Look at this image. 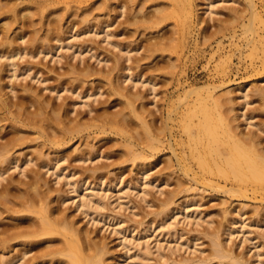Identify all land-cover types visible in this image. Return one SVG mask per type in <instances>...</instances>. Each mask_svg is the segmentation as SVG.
Segmentation results:
<instances>
[{
	"label": "rangeland",
	"instance_id": "374dc122",
	"mask_svg": "<svg viewBox=\"0 0 264 264\" xmlns=\"http://www.w3.org/2000/svg\"><path fill=\"white\" fill-rule=\"evenodd\" d=\"M9 1L11 4L15 0H13L12 2L11 0ZM98 1L99 0L97 1L92 0V2H97V5L103 2V0H100L99 1L100 3ZM104 1L116 2L115 0H110V1L104 0ZM162 1L163 2L166 1L167 3L170 2L168 0H162ZM193 1L195 2L194 7H193V15H194L193 19L194 20L191 19L189 23L191 25L189 24L186 26L184 25L185 27L184 26L181 27L182 25L179 24L180 19L177 20L178 16L177 18H175V16H173L174 18L172 16H171L172 18L169 17L168 18L169 20L166 19L167 22L165 21V23H162L161 26L159 25V27L153 26L150 28L148 26L146 27L145 25H143V27H137L139 24H136L137 26L134 25V23L133 25H130L132 24L131 22L129 23L130 25L129 26L126 24H122L123 21H125L123 23L128 24V22H126V20L128 19L126 17L128 13L127 14L122 13L121 15H119V12H118L119 9H117V11H115L116 9L115 10L110 9V12L108 11L109 9H104L102 11H99V13H97L96 11V13L94 12V15L96 17L93 18V15H92V18L89 17V19L91 18L90 20L91 23H90V21H84L85 18L83 16L85 13H80L81 11L83 12L82 9L81 10L76 9L79 11V13H77L78 11H76L75 14L73 13L74 15L72 14L71 9L68 10V12L71 11L70 12V14L72 15L71 16L68 12H66L67 10L63 6V4H59L60 6L59 5L53 6L51 7V9H46L48 11V12L46 10H45L46 12L44 11L45 14L47 13L46 15L49 14L50 10L52 9L56 10L53 14H51V16L49 15V18L44 17L45 15L43 16L38 15L39 11L41 10L40 8H38V6H35V5H34L35 8H33L34 11L33 9L29 8L28 10L26 9L24 10V12H21L22 16L27 15V14L29 16L28 15L26 17L19 16L18 17L19 21L18 22L13 21L12 24L11 23L9 24L8 22L12 20L14 12L11 13V12L6 11L4 12V15L0 16V19L2 18L0 20V43H2L3 41H6L7 38L9 37H10L9 40L13 39L14 37L15 40H17L16 41L17 44L19 42L18 45L15 42L16 44L15 46H19L21 43L23 46H25L28 40L33 39V37L31 38V36H37L38 33L40 35H38L39 38H36V39L39 40L41 38L39 41L41 43L42 42L45 43V40L46 42H48L47 35L49 34V38H52V36H54L53 34L55 33V36L63 38L64 44L68 42H71L74 44L73 48H68L67 46L62 48V46L58 47L60 43L57 41V39L55 40L53 39L51 43L54 46V50L50 54L44 55L42 53L35 58L30 57V56H25L24 58L16 57L15 58V62L17 63L16 72H18L17 74H19V76H15L14 72L11 73L9 72L10 70L9 71L6 70L7 68L9 69V67L6 66L8 63V61L6 62L7 59H3V58L0 59V69L2 71L0 74V92H2L3 94L11 95L12 94L11 92L13 91L10 88L13 86L12 88H16V91L19 93L18 95L19 96L22 95L21 96L22 101H24L23 99L26 96L27 99L25 98L26 101L24 105L26 104V102L27 104H29V101L31 98L29 96L30 94L28 93L29 94L28 95L27 92L25 93V89L23 90L24 87L26 88L29 87L28 89L31 88L33 92L34 91L41 92L40 97L42 96L41 97L42 99L47 98L53 101L55 97V93L51 92L49 89H45L44 87L46 85L53 84L55 81L54 77H59L61 73L63 74L65 70L66 71L69 70L73 65L75 66L78 65L80 66V68H85L89 66L92 68V66H95V68H97V72L99 71L101 73V75L99 73V76L94 75L92 77H89L87 79L89 81L86 80L85 87H83V90H89L90 92L91 90L92 91L100 90L101 94L103 92L104 94L101 95L98 93L97 100L94 99L95 97H92V98L85 97L84 99H80L83 102L82 101L78 102V104L74 106L76 107L75 108L76 111L74 113H71L70 115L71 117L72 116L76 117V115H78V117L83 116V119L85 121H88L89 120L88 118L90 115L88 116V114L86 113L87 112L86 110L87 108L89 109L90 106H87V105L85 106L84 104V101L87 100L90 103H92L93 106L92 105L91 106L94 107L95 109H98L99 112L103 111L104 109L108 110L109 114L110 113L113 114L114 112H119L114 115L116 117L115 119L118 120V124H117L118 126L117 127L112 126L110 123L109 125L111 126L107 125L109 129L107 132L108 134L107 135L102 134L100 137H96L97 133L93 132L94 131L93 128L92 130L89 129L88 131L85 132L86 135L87 136L89 135L91 139L95 138V140H93V143H96V149H99L100 152H102L101 157H97L93 161L88 160L85 162H79V161H74V160L72 161V157H71L70 158L71 160L70 159L64 160L60 164H61V167H65L64 173L66 174L69 171H72V172L77 171V174L74 177V179L76 180L89 176L88 180L90 182L92 181L91 188L88 190H85V188H81L78 191L79 194H83L84 191L90 192L93 186H94L93 187L94 190L96 191H98L97 190L98 188L100 191V190H103L105 187L106 191L110 194L109 195L108 193H105V195L108 194L106 195L108 198L105 197V200H104L106 201L105 202L106 207L102 209L100 208L101 210L100 209L98 210V212L100 211V213L94 212L88 215V213H85V211L83 212L82 210L81 211L83 213L82 214L80 212V209H77L78 207L76 206L77 203L74 201L73 198H71V196L73 197V195L70 193L69 186L65 184L64 179H62L60 182H57L56 174H52L56 168H53V170H51L50 172H46V168H45L42 171V174L44 171L46 172L43 178L45 180H49L48 182L50 185L49 184L48 185L51 186L52 188L51 195L54 194V196H51L52 197L51 199L55 198V200H57L59 193H60V195L63 197L60 196L58 201L63 200V198L67 200L64 203L60 202L62 204V205L59 204L60 206L56 204L59 202L55 201L56 203H54V200H53V203L59 206V208H62L63 210L68 212L70 215L72 214V216H75V218L73 217L74 219L78 221L81 220L80 221L81 224L80 223L78 224L84 226L85 223L88 222L86 223L87 225H85L86 228H88L89 231L91 230L90 232L93 233V235H95L97 239L99 240L103 239L106 242L109 241V244L116 251L115 260L117 261L118 264H127V263H130L129 261H131V264H143V262H148V261H149L148 263L150 264H173V263L175 264V262L176 264H202L203 261L205 262L203 264H206V262L209 259L208 255L211 256L212 251H213L212 247L214 248L212 242H210L212 241L210 237L212 231H209V230H212V229L213 230L220 229L222 231L221 233L224 236V237L222 236V238L224 239L226 243L228 240L227 246L228 247L231 246L230 248L233 247L235 250V254L241 255L242 253L243 257L247 255L246 256L247 260H249L252 257V260L250 259V261L252 262L254 260V257L252 255L255 252L260 251L263 254L262 259L264 258V235H263V230H264V223H263L264 222V195L263 194L264 193H260V192L253 193V190L249 189L248 190L249 192H247L248 196H242V195L238 196V195H231L230 193L228 194L224 190L221 191L220 188H219L220 189L219 191L217 190L218 188L211 187L208 184H207L208 187L204 186L205 184L202 182L201 183L199 182L200 184L198 182H194L195 185L193 184V186H191L190 185L191 177L188 176V174L186 173L187 170H185L184 167H187L193 163L196 164V161L187 159L189 158L190 150L186 142L188 139L187 133L184 131L183 125H182L184 123V122L182 123L183 115H184L183 111L186 107L185 106L186 104L185 105L183 104L186 102V100L189 99L191 101H194L195 99H198L199 97L198 91L203 92L204 96H208L211 93L209 91V89L211 88L210 90H213L211 94H213V96L215 97L216 95L226 96V94L229 91L231 92L232 90V93L228 94L227 96L230 95V97H232L231 95H233V97L236 98L235 100L232 97L233 99L232 106H233L234 111H231L232 112L231 115L232 116L234 115L233 117L237 118L238 116H241L244 111L247 117L255 116L253 118L254 120L252 119V121H254V124L249 125V126L247 125L246 121H250V119H246V117L242 115L241 116L243 118L242 121L246 119L244 122H242L240 121L241 117L238 118L239 119L238 122L240 121L241 127L245 128V131H246V128L248 131L252 129L250 128L251 126H255V125H257V127H261L264 130V99L261 97V95L257 94V92L255 91L258 87L259 88L264 87V71L262 70L263 69L262 66L264 62L263 60L264 50H262V48L264 47L263 46L260 47L261 45L259 43V46L255 49L256 51L254 52L252 51L253 48H251L252 47L251 45H249L248 47L245 46L247 42L244 40H247V37L243 35L244 34L243 27L240 24L239 25L231 24L229 28L227 29V31L226 29L222 30L221 32H219L220 34L217 37H214V39L212 37L213 35H211L212 32H214V30L217 29L216 28L217 24L221 23L222 20L225 21L227 19L228 15L231 12L232 7L238 8V9H244L246 6L247 0H229V1L228 0H225V1L218 0L216 2V7L214 8V10L216 9L215 11L218 12V14L217 13L214 14V16L216 17V18L214 17L215 20L208 19L209 9L207 7V4L205 3L206 2L205 0H193ZM1 2H3L4 4L5 3L9 4L7 0L6 2L5 0H2ZM15 2L14 4L10 5V7L13 5L15 6V4L18 5V2H19L20 7L18 8L21 9L25 6V4L28 3L26 0L25 1L22 0V2L18 0L17 3ZM20 2L22 4H20ZM166 2L163 4V6L161 5V7L166 8L167 6V10L170 11L169 10L170 7H168L169 4L166 5L167 4ZM257 2L260 6V10L264 14V7H261L262 0H257ZM148 8L143 9V11L140 12L142 13L140 14L141 16H138V17H142V15H144L145 13L149 16L150 13H154L156 9V7L153 8L150 6H148ZM36 9L38 10V12L36 11ZM31 12L32 13L35 12L36 15L34 14V16H31L32 15ZM143 12L145 13L143 14ZM130 14L131 12H129L128 14V16L131 17V20L129 21H133V19H135V16H134L135 14L133 13L131 15ZM62 15L64 17H62ZM6 16L9 19H7ZM96 18L99 19L100 21H97ZM60 19H62L63 22ZM219 19H222V20L220 21ZM201 20H205L206 22L209 20L210 21L209 23L207 22L208 23L207 24ZM50 21H52L51 22L52 24L49 23ZM72 21L73 23H76V25H74L75 26L74 30L75 31L77 30L78 33L84 29L86 30V28L89 29L88 27H90V25H91L90 28H93L92 23L94 24V27H95L94 29L99 30L102 28L101 26L104 27V23L106 27L107 22L110 21L108 22V24L109 23L111 24L113 23V24L110 25L108 29L109 31L111 30V32H113L114 34L112 33V35L108 39V36L106 37L105 31L99 30L100 32L98 33V35H96L94 34L95 32L94 30L92 34H82V35L76 36L66 31L67 25L68 24L70 25ZM56 22L57 24L63 23L65 25L61 26L62 24L61 25L59 24L60 25L59 26V25H56ZM119 22H121L122 25H119L120 24ZM98 23L99 25L101 24L102 25L99 26ZM46 24L50 25L49 27L52 28L51 31L48 30V25ZM56 26L60 27L59 29L61 32L63 31L62 33H60L61 35L59 34V29L56 28ZM63 27L65 28L62 29ZM39 28H41L42 31L40 29V32L36 33L37 32L36 29L39 30ZM45 28H47L46 31H45ZM52 30L54 33L52 32ZM263 30H264V27L261 30L262 33H264ZM21 35H25V38L21 39L20 38ZM40 36H44V38L46 36L47 38L43 39V37H40ZM161 36H163L162 40L165 39L167 41L169 39H172V38L173 39L169 40L168 42L164 40L163 42H166L165 45L159 46L162 50L166 48L165 50L163 51L159 50V52H157L158 50L156 51L155 49L151 50L152 48H154L152 46V43L153 42H154L153 44H155V42L157 43V38L160 40ZM243 36L244 38H242ZM17 37L19 39H17ZM168 37L170 38L168 39ZM39 41L37 43L40 44ZM111 42L112 43L114 42L113 43L114 45ZM219 42L222 43V47H223L222 50H220V52L223 53L224 55L223 59L212 58V54L215 51V48L217 49ZM115 43H119L120 45L123 44V46L129 45L130 48L128 49H131V50L136 48L133 51H131V54H132L131 56H133V60H130L128 62L126 61L125 63L127 65L134 64L133 66L135 67L132 68L131 72H133L135 78L136 77L138 78V76L140 77L141 75L144 74V76L140 77V78H143V80H140V78H138L139 84H137V86L133 89V95L137 96V93H138V95L141 96V98H139L136 101V103H138V106H140V108L144 110L146 113H148V111L150 110L151 111L154 110L153 111L154 116L157 119L156 121L157 128H159L158 131L162 132L164 146H162V150L156 151L157 153L155 157H146V159L145 158L140 159L139 157V158H136V160H134L129 150L130 147L127 145L125 147V143L129 144L128 142L130 141V139H132L134 142L133 148H135L136 150L138 151L141 150L143 152L145 151L144 153H147V154H149V152L151 151L147 143L148 133L146 129L144 128L143 118L140 120L136 119L134 114L131 113V110L126 106V102H127L126 98L123 97L125 98L123 99L122 96L118 94L117 96L115 92L113 94V91H115L116 89L115 87H117V83H114L111 81L112 84L114 83L113 85H111V82L109 81H110V78L112 79L113 77H114L113 79L116 80L115 76H116V73H118L117 69L114 70L115 69L114 64H116L114 63L116 59V55L117 54L119 55L118 48L115 47ZM5 44L3 42V44H0V46L1 47L3 46L4 48ZM6 46L7 47L5 48L8 49L9 48L8 44H6ZM87 46H89V48L93 47V50L89 51V49H87ZM1 47H0V50H3V48ZM239 47H241V49H239ZM78 48L82 49L83 51V54L81 55L83 59L81 61L79 58H73L72 56V54L79 53ZM155 48L159 49L158 46ZM258 48L259 49L261 48V49L259 50ZM76 49H78L77 52L75 51ZM146 49H149L152 52L155 50V52L154 54L152 53L153 55H151V51H148ZM93 51L98 53L102 58L103 57L108 58L109 61L107 63H98L96 59L92 57ZM123 59L124 58H122V61ZM139 59L141 60V62L134 61V60H139ZM133 61L136 62V64ZM27 64H30L33 66V69L30 71V73L33 74L36 72L37 69H40L41 76L43 77L46 76L48 77V79L45 82H43V81H39L38 77L32 78V75H28L29 71H26L25 66ZM137 64L138 65L140 64V65L138 66ZM258 65H259V68H258ZM158 66L161 69H158ZM108 72H111V76L108 74L109 78L107 80L106 74ZM138 72H140L141 75ZM137 73L139 75H137ZM103 74L106 78L103 76ZM63 77H66V75H64ZM149 81L151 83H149ZM115 82H117V80ZM126 82H124L125 85L124 83L122 84L124 86L129 85L128 82L126 85ZM153 83H155L156 91H154V93H151L149 88L152 86ZM149 84L151 85L150 87H149ZM213 85H215L216 89H212L214 87ZM2 90L5 92H3ZM206 90L208 91L206 92ZM189 92L190 94L186 96V94ZM18 95L14 97H17ZM74 98H75V95L69 92H64L62 97L60 99H56L55 101H57V103H61V101L65 99L71 106V104L74 103ZM16 99L18 100V98H14L15 101H17ZM125 107H127L129 110L124 111V109H127ZM34 108H36L35 105L31 107V110H33ZM176 108L177 110L174 111ZM120 110L122 112H125V115H124L125 117L123 115H122L123 118H121L122 116L118 117V115L121 112ZM105 112L107 111H104L101 113H105ZM6 113L7 112L4 111L3 109L0 111V116H1L0 117V128L1 126L4 127V128H1L0 130V136L1 137L3 136L2 137L3 139H1L3 141L6 138H8V136L12 137V135L13 136L15 135L14 133L15 128H13L12 122L7 117ZM108 113H106V115H109ZM4 114L6 116H4ZM1 119H3V121ZM119 119H120V123H119ZM196 119L198 118L196 117L195 120ZM121 122H124V124L126 125L120 126L121 124L123 125V123ZM243 124L244 125L246 124L247 126L245 125L246 126L245 127ZM8 125H11V126H8ZM122 127L123 128L125 127L126 133H124V131L122 132L121 130ZM257 127L255 126V129H257ZM261 133L264 136V131ZM30 136H33L31 138L32 140L34 138V141L32 140L30 141L29 147H23L24 145L21 146L19 148L18 153L23 152L28 155H33L35 151V147L39 146V143L41 144V142L43 141L41 139H39L41 141L35 140V138L38 136L37 134L36 135L30 134ZM263 136L262 138L264 139ZM77 139L75 138V140H73L72 143L76 141ZM81 140L84 141L88 139L87 138L84 139L83 137ZM80 141H77L74 146H71V143L69 144L70 147L69 145H67L66 147L68 148L66 149V151L74 152V149L77 145L81 146L82 141L81 142ZM82 148L88 149L85 143L82 145ZM43 151L49 152V151H52V149L49 150L46 147L45 149H43ZM184 151L185 152L187 151L185 153L186 156L184 155V157L186 158L182 156L184 154L183 153ZM56 155H58V153L51 154L52 157H55ZM181 156L183 157L184 160L182 159ZM130 158L133 160H131ZM179 158H181L180 161H179ZM186 161H188V163ZM97 165L98 166L100 165V168L101 167L102 168L99 169V171L95 173V176L91 177V174L93 173L91 168ZM37 168L38 166H34V165L28 166L29 170L30 169L36 170ZM147 169H148V172H147ZM99 174H104V177L102 179V181L105 182L104 187L102 186L101 183H99L101 178L94 179L95 177L99 176ZM5 175L8 178L10 177L13 178L16 182H18L19 179L21 180L23 178H26L24 180L29 179L28 177H25L19 171V169L14 168V167L11 168ZM217 181H218V184H222L221 186L225 184V181L223 179L220 181L219 179H217ZM3 183H6V180ZM97 184L100 187L102 186V188L100 189V187L98 186L97 189H95ZM48 185L47 187H44L45 191L49 190ZM108 185H109V188H108ZM188 186H191L192 189L184 190L186 189V187L188 188ZM229 186L231 187L230 184H228V187ZM103 192L101 191L102 194H104ZM56 194H58V196ZM67 194H69L70 197H68L69 195ZM170 195H173L174 200H176L173 204H171L173 207V210H172L173 212L170 210L171 211V212L169 211L170 213L164 214L165 216L162 214L163 215L162 216L161 213L159 212L162 209V205H163L162 202L165 198H167ZM11 196L13 198L19 197L18 189L15 188V186H13V189L11 191ZM192 197L195 200H193L192 203H189L190 205H189L188 210L187 209L185 210L184 206L187 205L185 201H187L188 198H192ZM78 198L79 197H77V199ZM224 201H226L227 204H224L225 203ZM230 204L231 206H229ZM228 206L230 208L228 209L230 211L231 210L233 211L232 213L229 212V214H226L224 211L225 209H227ZM240 207L243 208L240 211L242 213L245 212L243 215L244 218L245 217L247 218L245 219L246 221L244 223H247V224L253 223L254 226L252 228L246 227L243 229L241 227L242 222H239L236 225V227H233L232 225H230V223L232 222L231 220H234L237 217L236 215H238V212H239L237 209H240ZM185 212H187V214L188 213L190 214L188 218L185 217L186 215ZM27 213L25 214V212L24 213L19 212L18 214L15 213L16 215L11 214L10 212L3 213L4 215L0 216V220L2 218L4 220V221L1 220V222L3 223L0 222L1 228H4L2 226H4L3 224L5 223L7 226H11L13 228V229L12 228L10 229L9 227V229L11 230L10 232H13L17 228L15 227L17 223L19 224L22 222L24 225L25 224L27 225V223L30 222V219H29L30 214L27 215ZM172 213L175 216L172 215ZM23 214H25L26 216H24ZM13 215L14 216L18 215L17 217L18 220L16 218H13ZM169 216H171V220L168 219L170 222L171 221L176 222L173 225L174 227L172 229L173 231L170 230L168 227L161 226L163 221H165ZM21 217L23 221L22 219H20ZM163 218L165 219L163 220ZM97 219L100 221H98ZM209 219H211L212 221L210 220L208 224L207 220ZM19 220H21V222ZM198 220L200 221L198 222ZM204 220L207 222H205ZM258 225L260 228L257 227ZM219 226L220 227L222 226L223 228L222 227L220 228ZM225 227L227 229L229 228L228 232L230 231V229L234 230L232 231L234 232L232 237L228 235L227 229ZM236 228H238L237 231H236ZM18 229L20 230L21 228H17L16 230ZM207 230L210 233H208ZM123 232H125V234L128 236V239L130 238L134 239L133 240L134 242L132 244H131L132 241H130L131 239L128 240L129 243L127 242L128 244H130L129 247H132V250H130L128 254L126 253L127 248L125 247V244H123L122 242L120 243L121 241L120 238L122 237ZM144 236L146 237L145 239H148L149 242L151 243L149 244L150 245L149 248H152V250L150 249V251H152L151 253L153 254L151 256L148 255L149 256L148 261H143L142 259L143 262H141V259H140L141 257L137 256L139 253V248L143 247L144 250H146L147 248L145 249L146 247L145 244H142L141 245L142 247L141 246L139 247L138 245L139 243L137 242L144 241L145 240ZM231 238L233 239L231 240ZM139 239L140 241H138ZM14 242L16 241L14 240L11 243H14ZM43 243L44 242L36 244L34 246L36 247V250L38 248H42ZM134 243H136L137 245ZM131 245L135 246L136 249ZM37 246L39 247L37 248ZM136 246H138L139 248H137ZM25 247L26 246L20 245L18 249L16 248L17 250H15V252L16 251L18 252L20 248L23 249ZM29 248H31V246ZM8 249H6V251L11 250L8 254L11 253V255L12 254L14 255V252H12L14 250H12V248H8ZM34 250L35 248L32 251L33 253H35L36 251ZM2 253H3L2 249L0 248V256ZM125 254L127 255L125 256ZM130 255L131 256L133 255L132 258ZM204 255H206L207 257H205ZM119 256L121 257V259H118L120 258ZM128 256L130 257L128 258ZM201 256L202 257L204 256L206 259L203 257L204 258L203 260V258H200ZM58 258L60 259L61 257H58ZM125 258H128L127 262ZM199 259L200 260L202 259V260L200 261ZM0 260H1V257H0ZM212 260L210 259L207 262V264L208 263L210 264L211 261H212L211 264H229L227 260L223 261V263H220L221 260L217 258L212 259ZM59 262L60 261H58L57 264H59ZM113 264H115V261L113 262ZM254 264H256V262Z\"/></svg>",
	"mask_w": 264,
	"mask_h": 264
},
{
	"label": "bare ground",
	"instance_id": "6f19581e",
	"mask_svg": "<svg viewBox=\"0 0 264 264\" xmlns=\"http://www.w3.org/2000/svg\"><path fill=\"white\" fill-rule=\"evenodd\" d=\"M12 1L13 0H11V2ZM15 1H13L10 4V1L7 0V2H9V4H6V3L4 4L3 2H1V4H0V16L4 15V12H6V11L11 12V13L14 12V15L11 14V15H13V17H12V20L10 18V20L12 22L11 21L8 22L9 24L10 23L12 24L13 21L18 22L19 16L20 17H24V16L26 17L28 14L22 16L21 12H24V10H26V9L28 10L29 8L33 9V8H35V6H38V8H40L41 11H39V13L42 12L41 13L42 15L39 13H38V15H40V16L45 15L44 17L49 18V15L51 16V14H53L56 10L52 9V10H50L49 14L46 15L47 14V13L45 14V12L47 11L46 9H51V7H53V6L63 4V6L67 10L66 12H68V10L71 9L72 14L73 13L75 14L76 11H78L76 9H80V10L82 9L83 12L81 11L80 13H85L83 16L85 18L84 21H90L92 18V15H93V18L96 17L94 15V12L96 13V11H97V13H99V11H102L104 9H109L108 10L109 12H110V9H114V10L116 9L115 11H117V9H119V11H118L119 15H121L122 13H125V14L128 13L129 14V12H131V14L132 13L135 14L134 15L135 19H133V21H129V20H131V17L128 16V14H127L126 17L128 19L126 20V22H128V24L123 23L125 21H123L122 24L129 25V23L131 22L132 24H130V25H133V23H134V25L139 24L138 26L136 25L137 27H143V25H145L146 27L148 26L150 28L153 26H156V27H159V25L161 26V24L165 23V21L167 22V20H169L168 18L171 16L172 17L175 16V18H177V16H178L177 20L180 19L179 24L182 25L181 27H183L184 25L185 26L188 25L190 23L191 19L194 20L193 19V16H194L193 15V7H194V3H195L193 0H168V1H170L169 3H167L166 1L163 2L162 0H115L116 2H114V1L113 2L112 1L106 2L103 0V2L101 4L97 5V2H92V0H26L28 3L25 4V6L23 5L24 7L20 9V8H18V7H20L18 0L16 2ZM20 1L22 2V0H20ZM23 1H25V0H23ZM95 1H97V0H95ZM205 1H206L205 3L207 4L208 9L210 10V12L208 10V13H209L208 19L215 20L216 17L214 16V14L215 13L218 14V12L215 11L216 9L214 10V8L216 7V2L218 0H205ZM222 1H225V0H222ZM5 2H6V0H5ZM14 2L15 3L18 2V5L15 4V6L13 5L10 7V5L14 4ZM21 2H20V4H22ZM165 2L167 3L166 5L169 4L168 7L171 8V6H172V8H171L172 10L169 8L170 11H168L166 5H164V6H166V8L161 7V5L163 6V4ZM148 6L153 7V8L156 7L154 13H150V15L148 16L145 12H143V14L144 13L145 14L142 15V17H138V16H141L140 14H142L140 12H142L143 9H147ZM138 7H139V9H138ZM261 7H264V0H262ZM83 8H85V9H83ZM33 11H34V9H33ZM36 11L38 12L37 9H36ZM108 11H107V13H108ZM70 12L71 11H69L68 13L70 14ZM152 12H153V10H152ZM77 13H79V11ZM31 14H32L31 16H34L35 12H33V13L31 12ZM137 14H139V15H137ZM62 17H64V16L62 15ZM89 17H91V18L89 19ZM7 19H9V18L7 17ZM41 19H42V17H41ZM60 20L62 21V19H60ZM96 20L100 21L97 18H96ZM219 20L221 21L222 19H219ZM201 21H204L205 23H207V22L209 23L210 20L207 22L205 20H201ZM51 22L52 21H50L49 23H51ZM58 22H59V20H58ZM108 22H110V21H108ZM108 22H107L106 27H105V23H104V27L101 26L102 24L99 25V23H98V25L102 27V28L99 27V28H101L99 30L105 31L106 37L108 36V39H109L113 32H111V30L109 31L108 27H110V25H112L113 23L108 24ZM115 22H116V20H115ZM90 23H91V21H90ZM119 23H120L119 25H122L121 22H119ZM59 24L60 25L62 24L61 26L65 25L63 23H59ZM59 24H57V22H56V25H59ZM179 24H177V25H179ZM231 24H233V25H235V24L239 25L240 24L243 27V33H244L243 35H245L247 37V40H244L247 42V44L246 45L244 44V45L247 47L249 45H251L252 46L251 48H253L252 51H254V52L256 51L255 49L259 46V43L261 45L260 47H262V46L264 47V33H262V31H261L264 27V14L260 10V6H259L257 0H247L246 6L244 9H238V8L232 7L231 12L228 15L227 19L225 21L222 20L221 23H218L217 27H216L217 29H215L216 31L214 30V32H212L211 35H213L212 36L213 39H214V37H217L220 34L219 32H221L222 30L226 29V31H227V29L229 28V26ZM46 25H48V30L51 31L52 28L49 27L50 25L49 24H46ZM68 25H67L66 31L69 33H72L76 36L82 35V34H92L94 30H95L94 34H96V35H98V33L100 32L99 30L94 29L95 27H94L93 23H92L93 28H90L91 27V25H90V27H88L89 29L86 28V30L84 29V30L80 31L79 33L77 30L76 31L74 30L75 29L74 25H76V23H73V21H72V23L69 26ZM140 25H142V26H140ZM189 25H191V24H189ZM59 26L58 27L56 26V28L59 29L60 28ZM95 26H96V24H95ZM146 27H144V28H146ZM64 28L65 27H63L62 29H64ZM40 29L41 28H39V30L36 29V31H37L36 33L40 32ZM42 29H43V27H42ZM42 29H41V31H42ZM46 30H47V28H45V31ZM73 31H74V33H73ZM4 32H6V31H4ZM52 32H53V30H52ZM62 32L59 29V34ZM19 34H21V33H19ZM35 35H37V34H35ZM38 35H40V34L38 33ZM38 35L37 36H31V38L33 37V39L30 38L31 40H28L26 42L25 46H23L22 43L19 46H15L17 44V42H16L17 40H15L14 37H13L14 40L13 39L9 40V38H10L9 37V38H7L8 41L6 39H5L6 41H3L4 44L5 43L8 44V47H9L8 49H6L5 47H7V46L5 44V47H4L5 50H4L3 46L2 47L0 46L1 48H3V50H0V59L3 58V59H7L6 62L8 61L6 66L9 67V69L7 68L6 70H8V71L10 70L9 72H11V73L14 72L15 76H19V74H17L18 72H16L17 71V63L15 62V58L16 57L17 58L18 57L24 58L25 56H30V57L35 58L42 53L44 55L50 54L54 50V46L51 43L53 41V39L54 40L57 39V41L60 43V45H58V47H61V46H62V48L65 46H67L68 48L74 47V44L71 42L64 44L63 38L55 36V33L53 34L54 36H52V38H49V34L48 35L45 34L48 36V42H46V40H45V43L44 42L41 43L39 41L41 38L39 40L36 39V38H39ZM70 36H72V35H70ZM18 37H19V35H18ZM18 37H17V39H19ZM40 37H43V39L47 38L46 36H45V38H44V36H40ZM20 38L24 39L25 35H21ZM162 38H163V36H161L160 40L157 38V43L156 42H155V44H153L154 42L152 43V46L154 48H152L151 50L155 49L156 51L158 50L157 52H159V50H162L159 47L160 45L163 46V45H165L166 42L173 39L172 37H171L172 39H169L170 37H168L169 40L166 41L164 39L166 42H163L164 40H162ZM242 38H244V36ZM38 41L40 42V44L37 43ZM3 42L0 44H3ZM15 42H16V44H15ZM18 44H19V42H18ZM149 46H151V45H149ZM157 46L159 49L155 48ZM115 47L118 48V52H119V55L118 54L116 55V59L114 62V63H116V64H114V66H115L114 70H116V69L118 70V73H116V76H115L117 82H115L116 80L113 79L114 77L112 79L110 78V81H109V82L112 81L114 83H117V87H115L116 89H115V91H113V94L115 92L116 95L118 94V95L122 96V98L125 97L127 100L126 106L131 110V113L134 114L136 119L140 120L143 118L144 128L146 129V131L148 133L147 143H148V146H149L151 151L149 152V154H147V153H144L145 151L143 152L141 150L140 151L136 150L135 148H133L134 142L132 139H130V141L128 142L129 144L125 143V147H126V145L130 147L129 150H130L132 158L134 160H136V158H139V157H140V159L141 158L146 159V157H155L156 153H157L156 151L162 150V146H164V140L162 137V132L158 131L159 128H157V124H156L157 119L154 116V112H153L154 110L153 111L150 110V111H148V113H146L144 110H142L140 108V106H138V103H136V101L139 98H141V96H139L137 92H136L137 96L133 95V89L137 86V84H139L138 78L144 76V74L142 73L143 75H141L140 72H138L141 76L140 77L138 76V78L136 77L138 79L137 80L134 77L133 72H131L132 68L135 67V66H133L134 64H132V65L128 64L127 65L125 63L126 61L128 62L130 60H133V56H131L132 55L131 51H133L136 48L131 50V49H128V48H130L129 45L123 46V44L120 45L119 43H115ZM222 48H223L222 43L219 42L217 49L215 48V51L212 54V58L223 59L224 55H223V53L220 52V50H222ZM78 49H76L75 51L77 52ZM87 49H89V51H91V50H93V47L89 48V46H87ZM149 49H146V50L151 51ZM165 49H163V50H165ZM239 49H241V47H239ZM258 49H257V51H258ZM155 50L153 52L151 51V55L154 54ZM262 50H264V48H262ZM256 53H254V54H256ZM82 54H83L82 49H79V53L72 54V56H73V58H79L81 61L83 59L81 57ZM92 57L95 58L98 63H107L109 61L108 58H105V57L102 58L98 53H96L94 51L92 53ZM122 58H124L123 61H122ZM134 61L141 62L140 59L134 60ZM134 63L136 64V62H134ZM173 65H175V64H173ZM142 66H143V64H142ZM25 67H26V71H29L28 75H32V78L38 77L39 81H43V82H45L48 79V77H46V76L45 77L41 76L40 69H37L36 72L32 74V73H30V71L33 69V66L30 64H27ZM262 67H263L262 70L264 71V62H263ZM258 68H259V65H258ZM158 69H161V68L158 66ZM122 71H123V73H122ZM1 72L2 71L0 69V74H1ZM64 72H63V74L61 73L62 76L59 74L60 75L59 77H54L55 81L53 84L46 85L44 87L45 89H49L51 92L55 93V97H54L53 101L50 99H47V98L42 99L41 98L42 96L40 97L41 92H35V91L33 92L31 88H30L31 90L28 89L29 87L23 88V90L25 89V93L26 92H27V94L29 93L30 95L29 94L28 95L31 97L29 104H27V102H26L27 105L26 104L24 105V103L26 101L25 100L26 96L24 95L25 98L23 99L24 101H22V97H21L22 95L19 96L18 95L19 93L16 91V88H12L13 86L10 88L13 91V92H11L13 95L9 92L11 95L7 94L8 95L7 96L6 94H3L2 92H0V106H1L0 109L1 110L3 109L4 111L7 112L6 115L11 120L13 128H15L14 129L15 132L13 131L15 133L14 136L13 135H12V137L8 136V138H6L4 141L1 140V139H3L2 138L3 136L2 137L0 136V185H1V187H0V216H3L4 215L3 213H7V212H10L11 214H15V213L18 214L19 212H21V213L25 212V214H26L28 212L27 215L30 214V216H29L30 222L27 223V225L26 224L24 225L21 222V220H19L21 223H19V224L17 223L15 225V227L21 228L20 230L19 229L16 230L17 229L16 228L15 231L12 230L13 232H10L11 231L10 229L12 228L11 226H7L4 223L3 224L4 226H2L4 228H1V225H0V229H1L0 230V248L2 249V252H3L0 256L1 257L0 264H44V263L45 264L46 263L47 264L48 263L49 264H51V263L57 264L58 261H60L61 264H113L114 261H115V264L117 263V261L115 260L116 259L115 258L116 251L109 244V241L106 242L101 238H100L101 240L97 239V237L95 235H93V233L90 232L91 230L89 231L88 228H86L85 225H87L86 223H88V222H86L85 225L82 226V225H80L81 220L78 221V220L74 219L75 216H72V214L70 215L68 212H66L62 208H59V206H60L59 204H61L62 202L64 203L67 200H65L63 198V200L58 201L60 196H61L60 193H59V196H58V194H56L58 196L57 200H55V198L51 199L52 198L51 196H54V194L51 195L52 194V190H51L52 188H51V186H49L50 185L48 182L49 180H45L43 178L44 174L46 172H50L51 170H53V168H56L52 174H56L57 182H60L62 179H64L65 184H67L69 186L70 193L73 195V197L71 196V198H73L74 201L77 203L76 206H78L77 209H80V212L83 210V212L85 211V213H88V215H90L94 212L100 213V211L98 212V210L100 208L102 209V208L106 207L105 206L106 201H104V200H105V197H107L106 195H108L109 193L106 191V189L104 187L105 182L102 181L104 174H99V176L94 178V179L101 178L99 183H101L102 186L104 187V189H103L104 192H103V190L99 191V188L97 189V187L99 186L97 184L95 189H97L99 192L94 190V188H93L94 186H93L92 190H90V192L84 191V193H83L81 191L83 194H79L78 191L81 188H85V190H88L91 188L92 181L90 182L88 180L89 176L76 180V179H74V177L77 174V171H75V172L69 171L66 174V173H64L65 167H61L60 163L63 162L64 160L70 159L71 157H72V161L74 160V161H79V162H85L88 160L93 161L97 157H101L102 152H100L99 149H96V143H93V140H95V138L91 139L89 137V135L88 136L86 135L85 132L88 131L89 129L92 130V128H93L94 129L93 132L97 133L96 137H100L102 134L107 135L108 134L107 132L109 130L107 125H109L111 123L112 126H116V127L118 126L117 125L118 120L115 119L116 117L114 115L116 113H119V112H114L113 114L112 113L109 114L108 110L104 109L103 111H101V110L100 111L101 112L107 111V112L101 113V112H99L98 109H95L94 107H92L93 106L92 103L85 100L84 101L85 106L86 105L90 106L89 109L87 108V110H86L87 111L86 113L88 114V116L89 115L91 116V117L89 116V118H88L89 120L85 121L83 119V116L78 117V115H76V117L75 116L71 117L70 114L74 113L76 111V109H75L76 107H74V106L77 105L78 102L82 101L80 99H84L85 97L86 98L87 97L88 98L95 97L94 99L97 100L98 93L101 94L100 90H93V91L91 90V92L89 90H83V87H85L86 80L89 77H92L94 75L99 76L100 72L99 71L97 72V68H95V66H92V68L90 66L85 67V68H80V66H78V65L77 66L73 65L69 70H67V71L65 70ZM138 73H137V75H139ZM108 74L111 76V72H108L106 74L107 80L109 78ZM64 75H66V77H63ZM100 75H101V73H100ZM103 76H104V74H103ZM12 77H13V75H12ZM120 80H121V82H120ZM140 80H143V78H140ZM87 81H89V80H87ZM126 81L129 83V85H127ZM112 82H111V85L114 84V83L112 84ZM118 82H119V84H118ZM124 82H126L127 86H124L125 85ZM130 82H131V84H130ZM143 82H145V81H143ZM83 83H84V85H83ZM122 83H124V85ZM149 83H151V82L149 81ZM150 86L151 85L149 84V87ZM213 86L215 87V85H213ZM214 87L212 89H216V87L215 88ZM149 89H150L151 93H154V91H156L155 83H153ZM210 89H209V91L212 93L213 90H210ZM207 91L208 90H206V92ZM227 91H229V90H227ZM255 91L257 92V94L261 95V97L264 99V87H260V88L258 87ZM3 92H5V91H3ZM15 92H16V94H15ZM22 92H24V91H22ZM64 92H69V93L75 95L74 103L71 104V106L65 99L63 101H61V103H57V101H55L56 99H60ZM211 93L208 96H204L203 92L198 91V96H199L198 99H195L194 101H191L188 99L183 104V105L186 104L185 105L186 107L184 106L185 109L183 111L184 115H183V121H182V123L183 122L184 123L182 125H183L184 131L187 133V138H188L186 142H187L189 147L188 146H186V147H188L190 150L189 158H187V159L196 161V164L193 163L187 167H184L185 170H187L186 173L188 174V176L191 177L190 178L191 179L190 185L193 186L194 182H198V183L202 182L205 184L204 186H207V184H208L211 187L218 188L217 190H219V191L221 189V191L224 190L228 194L230 193L231 195H238V196L239 195L248 196L247 192H249L248 191L249 189H252L253 193L254 192L255 193L256 192L264 193V142H263L264 139L262 138L263 134L261 133L264 130L261 127H257V125H255L257 127V129H255V126H251L250 128H252V129L247 131V128H246V131H245V128L241 127V124H240V121L243 120V118L241 116L243 115L244 117H246V119H250V121H246L248 126L254 124V121H252V119L255 117V116L254 117L253 116L247 117L246 113H244L245 111L244 112L241 111V112H243L242 115L238 116L237 118L233 117L234 115L233 116L231 115L232 114L231 111H234L233 106H232L233 95H231L232 97H230V95L229 96H227V95L231 94L232 90H231V92L229 91L226 94V96L223 94L224 96L216 95V97H215ZM103 94H104V92L101 95H103ZM189 94H190V92L187 93L186 96ZM16 95H18V96L14 97ZM13 97L18 98V100L16 99L17 101H15ZM99 97H100V95H99ZM43 98H44V96H43ZM125 98H123V99H125ZM234 99L236 100V98H234ZM33 105H35L36 108L31 110V107ZM127 107H125V108H127ZM128 108L124 109V111L129 110ZM181 108H182V106H181ZM176 110H177V108L174 111H176ZM3 113H5V112H3ZM106 113H108L110 116L106 115ZM120 114L118 115V117H121L122 115L124 116L125 112L121 111ZM6 115L4 114V116H6ZM123 116L121 118H123ZM126 116H127V114H126ZM196 117L198 119L195 120ZM240 117H241V119L238 122V120H239L238 118H240ZM1 120L3 121V119H1ZM10 120H9V122H10ZM244 121H242V122H244ZM115 122H117V123H115ZM119 123H120V119H119ZM121 123H123V125L121 124L120 126L126 125V124H124V122H121ZM111 125H109V126H111ZM8 126H11V125H8ZM125 127L121 128L122 132L124 131V133H126ZM253 127H254V129H253ZM1 128H4V127L1 126ZM1 128H0V130H1ZM30 134H35V135L37 134L38 135L35 138V140H39V139L43 140L41 142V144L39 143L40 147L39 146L35 147V151H34L33 155H28V154H25L23 152L18 153L19 148L21 146L24 145L23 147H29L30 141L32 140L31 137H33V136H30ZM83 137H84V139L87 138L88 140L82 141L81 139ZM75 138L76 139L78 138V139L72 143V141L75 140ZM41 140H39V141H41ZM80 140L82 141V144L80 143L81 146L77 145L75 147V149H74L75 153L73 151L72 152L66 151V149L68 148V147H66L67 145H69L71 143V146H74L75 143L77 141H80ZM32 141H34V138ZM84 143L86 144L88 149L82 148V145ZM44 147L45 148L47 147V149H49V150L52 149V151H49V152L43 151V149H45ZM69 147H70V145H69ZM129 150H127V151H129ZM189 150H188V152H189ZM186 152L184 151L183 152L184 154L182 153L183 155L182 154L181 155L184 157ZM52 153H58V155H56L55 157H52L51 156ZM128 157H129V155H128ZM128 157H126V158H128ZM183 157H182V159H183ZM184 158H186V157H184ZM133 159H131V160H133ZM180 160H181V158H179V161ZM186 162L188 163V161H186ZM190 162H192V161H190ZM30 165L38 166V168L36 170H34V169L29 170L28 166H30ZM13 167L19 169V171L25 177H28L29 179L27 178L28 180H24L26 178L22 177L23 179H21V180L19 179L18 182H16L10 176H9L10 178H8L5 174ZM45 168H46V172L44 171L42 174V171ZM101 168H100V165L99 166L97 165V166L91 168V170L93 172L91 174V177L95 176V173L98 172L99 169H101ZM147 172H148V169H147ZM217 179H219V181L223 179L225 181V184L223 186H221L222 184H218ZM5 180H6V183H3ZM44 180H45V182H44ZM228 184H230L231 187L230 186L228 187ZM47 185L49 187V190L45 191L44 187H47ZM13 186H15V188L18 189V193H19L18 198H13L11 196V191L13 189ZM102 186L101 187L99 186L100 189L102 188ZM191 186H188V188L186 187V189H184V190L192 189ZM108 188H109V185H108ZM46 189H48V188H46ZM101 191L104 194H102ZM108 191H110V190H108ZM105 193H108V194L105 195ZM67 195H69V194H67ZM61 197H63V196H61ZM68 197H70V195ZM77 197H79V198L77 199ZM173 197H174L173 195H170L163 200L162 209L159 211L161 213V215L162 214L164 215L166 213H170L173 210V207L171 204H173L176 201V200H174ZM235 197H237V196H235ZM109 198H110V196H109ZM53 200H54V203L59 202V203H56L59 206L55 205L53 203ZM193 200H195V199H193V197H192V198H188L187 201H185V203L187 204L186 206H184L185 210L186 209L188 210L189 205H190L189 203H192ZM224 202H225L224 204H227L226 201H224ZM229 206H231V204ZM229 206L224 211L226 214H229V212L232 213V211H233V210H231V211L229 210L230 209ZM242 209L243 208H241V207H240V209H237L239 211L238 215H236L237 217L234 220H231L232 222L230 223V225H232L233 227H236V225L239 222H242L241 227L243 229L246 227L252 228L254 226L253 223H249V224L244 223L246 221L245 219H247V218L246 217L244 218V216H243L245 212L242 213L240 211ZM62 210L65 212H63ZM97 213H95V214H97ZM185 213H186L185 217L188 218L190 216V214L189 213L187 214V212H185ZM192 213H194V212H192ZM25 214H23V215L26 216ZM31 214H32V216H31ZM172 215H174V214L172 213ZM17 217H18V215L17 216L13 215V218L17 219ZM22 217L20 219H22ZM4 218H6V217H4ZM7 218H8V216H7ZM164 219L165 218H163V220ZM168 219L171 220V216H169L165 221H163L161 226L168 227L170 230H172L174 228L173 225L176 222L175 221L170 222ZM200 219H202V218H200ZM1 220L4 221L3 218ZM1 220H0V222H1ZM210 220L211 219L207 220L208 224H209ZM22 221H23V219H22ZM24 221H26V220H24ZM98 221H100V220H98ZM199 221L200 220H198V222ZM207 221H205V222H207ZM1 223H3V222H1ZM78 223H80V224H78ZM9 227H10V229H9ZM257 227H259V225ZM238 228H236V231ZM228 229H227V233H228V235H230L232 237L233 233H234L232 231H234V230L230 229V231H229L230 234H229ZM208 230H207L208 233H210L209 231H212V233L210 235L212 241H210V242H212V244L214 246V248L212 247V249H213L212 254L210 252L211 256L208 255L209 253L207 254L209 257L208 261L210 259L212 260V259L217 258V259L221 260L220 263H223V261L227 260V262H229V264H254L255 262H256V264H257V262H258V264H264V258L262 259L263 254L260 251L255 252L252 255L254 257V260L251 262L250 259L252 260V257L249 260H247L246 259L247 255L245 257L242 256V253H241V255H237V254H235V250L233 247H232L233 248L232 249V248H230L231 247L230 245H229L230 247L227 246L228 240H227V243L224 241V239L222 238V236H223L221 233L222 231L220 229L219 230H217V229L213 230L212 229L209 231ZM224 232H225V230H224ZM250 232H252V231H250ZM120 233H121V231H120ZM122 234H123L122 237L120 236L121 237L120 243L122 242L123 244H125V247L127 248V249L125 248L126 253L128 254L130 252V250H132V247H129L130 244H128L129 243L128 240L131 239L130 241H132L131 242V244H132L134 242L133 241L134 239L130 238V237H129L130 239H128V236L125 234V232H123ZM263 235H264V230H263ZM145 238L146 237L144 236V239ZM148 238H150V237H148ZM232 239L233 238H231V240ZM247 239H248V237H247ZM14 240L16 242L11 243ZM135 240H136V238H135ZM141 240H143V239H141ZM138 241H140V239ZM42 242H44L46 245L43 243V247L38 248L39 246H37L38 249L36 250V247H34V246L36 244L42 243ZM137 243H139L138 244L139 247L142 244H145L146 245L145 249L146 248L147 249L144 250L142 246H141L142 248H139L138 246H136L137 248H139V253L136 252V253H138V255L137 254L136 255L141 257V258L139 257L141 259V262L148 261L149 260L148 255L151 256L153 254V253H151L152 251H150V249L152 250V248H149V246H150L149 244H151V243L149 242L148 239H145L144 241L137 242ZM134 244H136V243H134ZM20 245L26 246V247L23 249L20 248L18 252L17 251L15 252V250H17ZM30 246H31V248H29ZM131 246H133V245H131ZM133 247L135 248V246H133ZM8 248H12V250H14V251H12V252H14V255L13 254L11 255V253L8 254L11 251V250L8 251L9 250ZM34 248L36 250V251L34 250L35 253L32 252ZM6 249H8V250L6 251ZM127 254H125V256ZM62 256H63V258H62ZM130 256H128V258ZM132 256H131V258H132ZM204 256L207 257L206 255H204ZM58 257H61V258L59 259ZM203 257L201 256L200 258H203ZM128 258H125L126 262H127ZM204 258H203V260H204ZM118 259H121V257ZM142 259H143V261H142ZM60 262H59V264H60ZM129 262L130 263H127V264H131V261H129ZM148 262H143V264H150ZM207 262H206V264H207ZM211 262H210V264H211ZM203 263H205V262L203 261ZM175 264H176V262H175Z\"/></svg>",
	"mask_w": 264,
	"mask_h": 264
}]
</instances>
